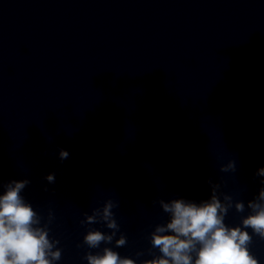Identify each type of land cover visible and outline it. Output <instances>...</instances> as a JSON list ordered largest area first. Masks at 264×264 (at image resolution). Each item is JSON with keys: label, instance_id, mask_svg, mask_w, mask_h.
<instances>
[{"label": "water", "instance_id": "obj_1", "mask_svg": "<svg viewBox=\"0 0 264 264\" xmlns=\"http://www.w3.org/2000/svg\"><path fill=\"white\" fill-rule=\"evenodd\" d=\"M260 167L264 0H0V194L30 181L21 195L59 241L55 264L99 251L84 233L110 230L81 221L106 199L127 238L107 246L137 264L159 254L160 200L199 203L220 184L245 202L225 218L236 226ZM249 248L264 264V240Z\"/></svg>", "mask_w": 264, "mask_h": 264}, {"label": "clouds", "instance_id": "obj_2", "mask_svg": "<svg viewBox=\"0 0 264 264\" xmlns=\"http://www.w3.org/2000/svg\"><path fill=\"white\" fill-rule=\"evenodd\" d=\"M68 152L61 149L59 157L66 159ZM222 172H234L235 162L229 160L220 167ZM256 175L264 177V167L257 169ZM45 179L54 182V174ZM30 183L28 179L10 180L3 185L0 194V264H55L61 259V249L56 247V239L49 238L47 225H41V217L21 195ZM264 184V180L261 181ZM220 184H213L209 199L199 203L182 198L168 202L160 200V207L168 215L164 223H158L150 233L151 259H143L139 264H259L250 251L253 236L264 240V187L258 195L247 201L248 214L236 226L225 223L228 212L233 207L236 212L245 211V202L233 200L225 193L218 198ZM117 203L106 199L102 206L94 207L91 214L84 213L82 224L103 223L109 232L89 228L83 235V243L96 252H86L87 264H137L127 256H121L107 245L117 248L127 244V238L119 232L114 212ZM52 214L49 212L48 222ZM251 230V233L248 231ZM115 238V239H114ZM102 245H105L101 247ZM137 256L142 253L137 252Z\"/></svg>", "mask_w": 264, "mask_h": 264}]
</instances>
